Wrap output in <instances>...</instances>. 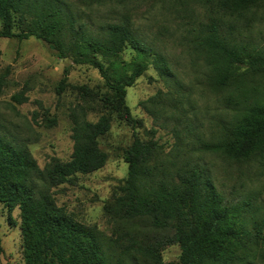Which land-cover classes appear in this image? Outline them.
<instances>
[{
    "label": "trees",
    "instance_id": "1",
    "mask_svg": "<svg viewBox=\"0 0 264 264\" xmlns=\"http://www.w3.org/2000/svg\"><path fill=\"white\" fill-rule=\"evenodd\" d=\"M184 1L211 13L196 44L206 53L213 83L234 85V95L227 98L234 121L221 139L203 144L202 150L237 162L264 160V53L231 42L214 17L241 15L264 0ZM30 37L72 65L96 69L110 94L99 101L130 126L133 140L123 149L127 175L118 186L120 195L105 208L114 223V237H106L58 206L50 190L105 165L99 139L110 129L109 115L91 122L84 107L71 110V156L66 161L52 158L43 168L27 146L0 135V203L19 209L24 264H264V211L247 200L226 199L198 165L167 171L157 141L136 134L139 120L126 103L127 88L147 70L150 56L159 73L169 75L161 55L124 23L95 33L83 29L62 0H0V38ZM127 48L134 54L129 62L121 58ZM69 67L63 69L58 93L68 85ZM8 69L0 74V90ZM73 87L93 97L86 86ZM13 99L20 102L22 96ZM173 243L180 248L179 259L164 263L161 251Z\"/></svg>",
    "mask_w": 264,
    "mask_h": 264
},
{
    "label": "rangeland",
    "instance_id": "2",
    "mask_svg": "<svg viewBox=\"0 0 264 264\" xmlns=\"http://www.w3.org/2000/svg\"><path fill=\"white\" fill-rule=\"evenodd\" d=\"M68 5L76 25L97 32L108 24H126L169 68L161 75L148 58V68L127 88L126 103L139 120L136 134L153 137L160 146L159 159L166 170L175 172L185 165H198L210 176L217 190L228 200H247L264 211V160L233 161L202 150L213 143L234 121L235 112L227 104L234 85L219 88L212 81L207 56L196 44L206 31L211 13L200 4L184 0H62ZM218 28L231 42L248 45L264 53V2L241 15H221ZM129 48L122 60L133 59ZM69 67L67 86L57 92L63 69ZM8 76L0 90V135L23 143L39 168L52 158L66 161L73 148L71 110L87 111L95 122L101 115L111 117L109 131L99 139L107 154L105 165L89 174H78L72 184H61L50 192L58 206L78 221L92 226L106 237H114V223L105 208L120 195L118 186L127 175L123 149L133 140V131L119 120L110 107L99 101L109 96L99 72L89 65H72L59 58L46 43L0 38V74ZM73 86H86L93 97ZM21 95L20 102L13 99ZM90 106V108H88ZM47 118H54L49 125ZM153 131V135L150 134ZM0 264H24L20 215L17 207L0 203ZM178 244L161 251L164 263L177 262Z\"/></svg>",
    "mask_w": 264,
    "mask_h": 264
}]
</instances>
